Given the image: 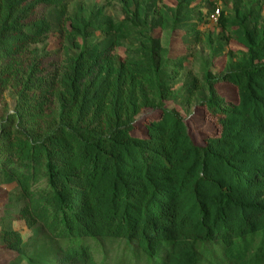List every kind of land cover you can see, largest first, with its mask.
Here are the masks:
<instances>
[{"label": "trees", "instance_id": "1", "mask_svg": "<svg viewBox=\"0 0 264 264\" xmlns=\"http://www.w3.org/2000/svg\"><path fill=\"white\" fill-rule=\"evenodd\" d=\"M165 1L119 0L117 19L71 11L69 0H0V82H20L27 101L39 93L37 114H28L36 122L48 97L57 99L62 121L32 137L15 128L20 117L0 135V185L19 190V219L32 231L26 239L7 221L8 264H100L108 243L137 250L142 264H264V2L231 0L217 33H204L212 0ZM40 6L49 13L31 21ZM168 32L208 50L201 78L183 87L215 127L204 147L167 107L190 57L172 56L157 36ZM52 33L64 40L58 90L38 64L11 77ZM231 41L245 51L226 55L217 77L211 63ZM222 83L236 90L235 104L218 95ZM147 109L161 116L139 139L136 118Z\"/></svg>", "mask_w": 264, "mask_h": 264}, {"label": "rangeland", "instance_id": "2", "mask_svg": "<svg viewBox=\"0 0 264 264\" xmlns=\"http://www.w3.org/2000/svg\"><path fill=\"white\" fill-rule=\"evenodd\" d=\"M226 4H223L226 11H231V0H224ZM204 0H197L196 6H202ZM224 2V3H225ZM165 3L173 5L171 0H166ZM82 6L87 9H102L105 14L122 19L123 14L119 0H69V7L71 11H74L77 7ZM223 8V7H222ZM49 9L43 6L37 8L34 15L31 16V21L42 19L47 16ZM201 32L210 33L215 32V23L210 22L206 25H200ZM161 37L165 46L170 48L172 56H190L186 63V70L181 75V79L176 85L178 91L177 98L170 101L167 107L170 110H176L182 116L187 128L189 136L193 143L197 147H204L205 141L215 134V127L210 121H206L203 111L193 102L188 105L183 99L185 92L183 87L194 76L201 78L202 66L201 58L206 59L208 50L203 46H195L194 43L189 45V48L183 44V35L181 33H161L157 34ZM96 39L100 40L101 35L97 34ZM64 40L58 33H52L48 36L46 41L38 45H33L29 50L18 59L19 65L15 67L14 71L10 75L14 77L16 74H22L26 71L29 65L38 64L41 71L46 75L53 85L52 91L58 90V83L56 77L59 75L61 68L65 62V55L63 50ZM241 51H245L242 46L234 41L228 42L224 55L218 57L211 63V71L217 77L222 76V72L226 65V55L229 53L236 55ZM122 53V52H121ZM2 67L0 66V72ZM7 82V80H5ZM20 82L12 81L9 83L0 82V135L3 133V129H10L8 124L13 119H20L15 121V128L24 132L28 131L32 137L43 135L45 130L49 127L55 128L59 126L62 121L59 118L58 108L60 107L57 99L52 98L49 94L48 101L44 105L45 117L41 121H34L32 117H28V114H37L36 100L39 99V93L36 98L33 94L27 92L28 101L26 98H22ZM218 95L225 100L228 104H235L237 101L236 90L228 83H222L216 85ZM22 98V99H21ZM39 106V105H38ZM28 111V113H26ZM161 112L158 110H145L141 115L136 118L135 130L133 136L139 139L147 138V130L145 128L146 121H156L160 118ZM24 203L21 200L20 192L15 185L3 186L0 185V264H8L13 258L14 254L5 251L3 244L1 243V232L7 221H13V225L17 231H19L24 238H28L32 235V231L29 230L25 222L19 219V212L23 208ZM107 254L105 257L99 256L100 264H142L140 257L132 253L131 249L125 244H110L104 247Z\"/></svg>", "mask_w": 264, "mask_h": 264}, {"label": "built area", "instance_id": "3", "mask_svg": "<svg viewBox=\"0 0 264 264\" xmlns=\"http://www.w3.org/2000/svg\"><path fill=\"white\" fill-rule=\"evenodd\" d=\"M215 3V11L214 14L210 17V22L217 23L220 17V11L222 9V4L224 0H212ZM264 2V0H262Z\"/></svg>", "mask_w": 264, "mask_h": 264}]
</instances>
